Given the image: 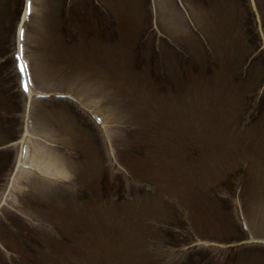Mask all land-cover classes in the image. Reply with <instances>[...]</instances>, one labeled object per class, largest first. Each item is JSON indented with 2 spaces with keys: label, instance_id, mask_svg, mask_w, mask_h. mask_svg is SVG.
Returning a JSON list of instances; mask_svg holds the SVG:
<instances>
[{
  "label": "rangeland",
  "instance_id": "obj_1",
  "mask_svg": "<svg viewBox=\"0 0 264 264\" xmlns=\"http://www.w3.org/2000/svg\"><path fill=\"white\" fill-rule=\"evenodd\" d=\"M11 1L0 264H264V0Z\"/></svg>",
  "mask_w": 264,
  "mask_h": 264
},
{
  "label": "trees",
  "instance_id": "obj_2",
  "mask_svg": "<svg viewBox=\"0 0 264 264\" xmlns=\"http://www.w3.org/2000/svg\"><path fill=\"white\" fill-rule=\"evenodd\" d=\"M6 8H7V5H5V6L2 7L3 10H5ZM5 13H6V10L3 11V13H2V14H4V16H3L4 18H5V15H6ZM3 17H2V18H3ZM2 115H3V113L1 112V113H0V117H2Z\"/></svg>",
  "mask_w": 264,
  "mask_h": 264
}]
</instances>
